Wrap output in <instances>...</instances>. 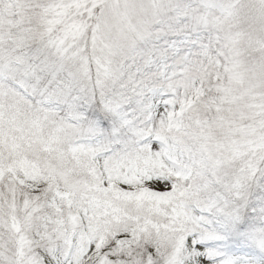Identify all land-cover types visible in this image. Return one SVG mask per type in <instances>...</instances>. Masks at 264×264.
Instances as JSON below:
<instances>
[{"label":"snow or ice","instance_id":"6c2138e0","mask_svg":"<svg viewBox=\"0 0 264 264\" xmlns=\"http://www.w3.org/2000/svg\"><path fill=\"white\" fill-rule=\"evenodd\" d=\"M0 264H264V0H0Z\"/></svg>","mask_w":264,"mask_h":264}]
</instances>
